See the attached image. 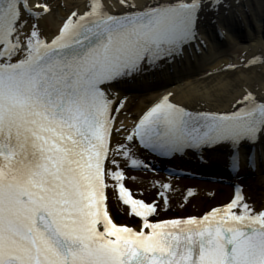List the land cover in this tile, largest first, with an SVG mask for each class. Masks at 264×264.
Segmentation results:
<instances>
[{"label":"snow or ice","instance_id":"obj_1","mask_svg":"<svg viewBox=\"0 0 264 264\" xmlns=\"http://www.w3.org/2000/svg\"><path fill=\"white\" fill-rule=\"evenodd\" d=\"M120 4L112 14L88 0L47 32V0H0V264H264V204L239 186L202 216L166 219L175 173L153 183L150 201L129 187L131 173L156 171L153 159L218 146L237 174L255 168L243 149L264 146V95L245 90L219 113L169 94L130 129L117 123V88L195 46L202 17L224 0ZM121 208L138 227L116 222Z\"/></svg>","mask_w":264,"mask_h":264},{"label":"bare ground","instance_id":"obj_2","mask_svg":"<svg viewBox=\"0 0 264 264\" xmlns=\"http://www.w3.org/2000/svg\"><path fill=\"white\" fill-rule=\"evenodd\" d=\"M42 2H45V0H29L30 5L33 7L35 4ZM47 2H50V0H47ZM87 2L88 0H67L63 3L65 11L58 9L59 14H56L57 12L54 11L57 9H53V14L40 21L41 26L47 32L55 31L70 11L83 12ZM133 2L143 7L146 4L153 3L154 0H133ZM104 3L107 10L112 14H120L125 11L120 4V0H104ZM224 3L225 7L220 9L218 13L202 17L199 29L200 41L195 46L186 47L182 54L177 55L175 60L164 64L162 68L155 72H146L141 79L130 81L117 88L120 95H125V93H127L126 95H132L139 90H143L142 94L156 92L149 98H142V103L138 105L139 110L143 107L142 104L152 103L145 110L135 111L134 114L131 107L136 99H130L132 102H127L128 100L123 98V95L122 98L120 96L121 100L126 101L125 108L120 113L121 115L126 116V119L136 114L140 117L154 103L159 102L165 95H169L167 94L168 91H171V102L185 107L187 110L219 113L230 111L235 101L243 95L245 90H251L258 96L264 95V66L260 64V61L264 60V0H224ZM34 10L36 9L34 8ZM249 22L255 23L257 28L252 30L254 24L250 25ZM254 61L255 64H253ZM230 65H234L235 69H230ZM245 65L252 66L245 67ZM183 66L187 68L185 69ZM133 88H136L137 91ZM119 119L120 117L117 120L118 125ZM126 127L129 128V126ZM245 149H247L248 155L252 159L255 158L256 167L254 172L255 170L257 172L264 171V167L260 166V160L264 159V146L250 145ZM205 150H201L200 154L205 156L208 152L212 162H223L228 166L225 171L222 166H219L220 173H223L224 176L227 175L229 178L231 175L236 176V180L233 181L231 179L229 181L227 177L231 187L235 184L234 182H238V176L252 174L247 171V167H244L242 172H239L240 174L229 169L230 149L228 147L218 146ZM228 151L229 154H226L225 152L228 153ZM189 152L191 157L195 158L194 160L201 158L198 155H192L193 151ZM253 154L255 157H253ZM224 160L226 161L224 162ZM165 161L168 160L157 158L153 159L152 163H161L165 170L174 172H179V167L183 166L178 159L171 163H165ZM175 164L180 166L177 168ZM195 166L197 168L200 165L195 164ZM131 174L135 175L137 179L135 182L129 181V187L136 192H143V198L149 201L155 195V189L152 187L153 183L169 180V175L163 174H149L147 172H134ZM171 183L176 191L171 195L170 208L161 213L160 218L162 219L202 216L211 208L226 204L234 194L233 188L230 191V188L210 183H193L173 177H171ZM240 188L244 191L248 201L256 207H260L259 204H264V198L253 200L248 196L243 186H240ZM189 189L194 190L196 195L188 198L186 192ZM125 217L127 221L130 218L135 219L127 213Z\"/></svg>","mask_w":264,"mask_h":264},{"label":"rangeland","instance_id":"obj_3","mask_svg":"<svg viewBox=\"0 0 264 264\" xmlns=\"http://www.w3.org/2000/svg\"><path fill=\"white\" fill-rule=\"evenodd\" d=\"M66 1L67 0H50V2H48V3L53 7V9H57L54 12L55 13L57 12L56 14H59L58 13V9L61 10V11H65V6H64L63 3L66 2ZM257 22H258V19H257ZM30 23H31V21H30ZM249 24L250 25L254 24L253 27H252L253 28L252 30L257 28V25L255 23L249 22ZM251 33H253V32H251ZM183 68L186 69L187 67L183 66ZM133 89H136V88H133ZM136 91H137V89H136ZM142 91L139 90V91H137L136 93H134L132 95L131 94L126 95L127 93H125V95L122 94L123 98L128 100L127 102H132V101H130V99L131 100L132 99L133 100L136 99V102L131 107L132 111L134 110L132 112L133 114L135 113V111L136 112L137 111L141 112V111L145 110V108L147 106L151 105L152 102H148L146 104L144 103V104L141 105L143 107H141L140 110H139L138 109L139 108L138 105H140V103H142V98H144V97L145 98H149V96H151L152 94L156 93V92H153L151 90L153 93H144L143 92L144 94H142ZM170 93H171V91L167 92V94H170ZM122 95H120L121 98H122ZM119 117H120L119 122L123 121L124 122V126L125 127L129 126V129H130L133 126L134 121L139 117V115H137V114L136 115H132L130 118L126 119L125 118L126 116L120 114ZM129 119H130V122H129ZM121 135H123V133ZM243 151L247 152L249 154L247 149H245V150L243 149ZM225 153L229 154V151H228V153L227 152H225ZM209 154L210 153L207 152V154L205 156H200L201 158L196 159V160H194L195 158L191 157L190 153L188 155H186V156L185 155L182 156V157L178 156L177 159L183 165V166H181V169L183 170L182 173H184V176L178 177L177 179L178 180H185L187 182H193V183H196V182L205 183V184L210 183V184L216 185V186H224L225 188H230V191H232V187H231L229 181H230V179L232 181L234 179L236 180V178H235L236 176L231 175V177L229 178L227 175L224 176L223 173H220L221 170H219V166H222V169L224 171H225L226 167L228 168V166L225 165V163H223V162L222 163H220V162L219 163L212 162V158H211V156ZM194 155H200V154L194 153ZM253 157H255L254 154H253ZM175 160L176 159H173L171 161H165V163H167V162L171 163L172 161L175 162ZM253 160H255V158ZM225 161L226 160H224V162ZM195 164H197V166L200 165L199 167H197L198 169L196 168ZM154 165H155L156 171L155 172L147 171V173H149V174H163L162 170H161L163 165H161V163H156V162L154 163ZM171 166L173 167L174 165H171ZM176 166L179 167L180 165L177 164ZM251 169L252 168H248L247 167V171H250V173H252V174H250L249 176L240 175V176L237 177V178H239L238 182H234V183H236V185L243 186V188L248 193V196H250L253 200H256V199L262 200L264 198V171L257 172L255 170V172H256L255 173L254 171H251ZM197 170H200V171H197ZM137 172H141V171H137ZM227 177H228L229 181H228ZM224 193L226 194L225 190H224ZM259 205H261V204H259ZM126 212L127 211L124 210V209H120V212L118 214L114 212V217L116 218V222L117 223L126 224V225L130 224V222L126 220V217H125Z\"/></svg>","mask_w":264,"mask_h":264}]
</instances>
